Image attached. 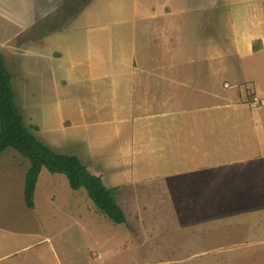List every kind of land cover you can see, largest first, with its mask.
Instances as JSON below:
<instances>
[{
  "label": "rangeland",
  "instance_id": "374dc122",
  "mask_svg": "<svg viewBox=\"0 0 264 264\" xmlns=\"http://www.w3.org/2000/svg\"><path fill=\"white\" fill-rule=\"evenodd\" d=\"M82 14L84 24L77 23L82 28H72L74 18ZM243 18L264 20V0H0V51L26 125L33 110L24 107L27 88L38 84L40 72H35L45 69L44 55L58 50L63 51L61 64L67 68L62 74L67 96L58 100V107L72 123L93 117L102 108L75 100L72 80L66 78L73 64L84 71L107 63L124 83L122 64L129 60L133 45L146 52L142 60L137 52L139 66L141 61L146 67H170L153 72V89L133 92L138 105L146 99L145 91L154 92L160 100H178L181 114L185 112L180 121L157 118L162 144L158 145L155 129L152 136L151 112L146 106L135 107V119H129L122 136H130L128 124H133L132 149L125 142L121 155L125 168L109 171L104 166L114 163L111 159L94 160L88 152H77L91 173L116 187L117 203L126 216L123 223L110 219L85 188L74 190L65 174L45 168L35 186V206L28 208L23 171L29 162L12 148L4 150L0 264H264V152L258 153L262 137L254 135L248 120L237 121L234 127L226 122L229 126L224 127L223 119L221 129L210 130L200 113L196 119L202 127L195 132L190 127L194 114L188 112L199 107V100H209L206 90L225 95L223 83L227 87L242 77L248 53L218 58L212 46L223 37L221 44L227 46L231 30L226 25L232 20L237 30L250 29L242 26ZM226 65L234 66L238 74H224L220 68ZM146 75L140 72L136 77ZM242 97L249 101L253 96ZM258 99L255 106L246 102V108L263 106L264 100ZM77 106L88 108L86 114L77 113ZM42 127V138L33 133L57 152L77 156L76 150L87 151L78 129ZM152 144L158 145L155 150ZM205 149L208 156L203 155Z\"/></svg>",
  "mask_w": 264,
  "mask_h": 264
},
{
  "label": "crops",
  "instance_id": "0c3cea01",
  "mask_svg": "<svg viewBox=\"0 0 264 264\" xmlns=\"http://www.w3.org/2000/svg\"><path fill=\"white\" fill-rule=\"evenodd\" d=\"M83 14L74 18L73 22L71 23L72 28H82V26L77 25V23L83 22L84 24L85 16ZM244 19L245 18L241 20L242 26L250 25V29H246L245 27L244 31L241 32L239 28L237 30L236 24L232 20L231 23L226 25L227 29L231 30L230 34L228 35L229 43H227V46L225 47L224 44H221V40L225 39L223 36H221L223 37V39L220 40L218 45L215 46L213 44L212 46L214 50L213 55H219L218 58L234 54L235 52L240 55L239 57H243L242 53H244L245 51L248 53L247 56H249L250 59L248 60V64H246V68L242 71V77H239V81H236L231 85L226 82L229 84V86L227 87H225V83H223V87L227 91L225 95H216L214 94V92L206 90L209 91V100H199V107L196 110L193 109L192 111L188 112H192V114H194L191 115V122H193V125L191 124L190 127L193 126L195 128V132L200 130V128L202 127L196 119L198 113L204 114L203 120L208 121V124H210V130H213L214 126L215 131L221 129L223 127V124L225 127L227 125L225 124L226 122H228L229 124L231 122L232 127H234L237 121L241 122L244 120H248L250 130L254 133V135H259L260 137H262L261 141L263 148L259 149V152L257 151L258 153H261L264 152V105L257 107V109L255 110H250L246 108L245 103L250 102L249 98L251 96H257L261 100H264V20H262L261 18H257V20L255 19L252 22H246L244 21ZM163 22L164 21L157 23V31L161 30L159 25H163ZM84 27L86 26H83V28ZM238 33L241 35V38H239ZM137 49L138 47H136V45H133L132 52L128 56L129 60L127 61V63L122 64L126 76V80L124 83L121 80V74L116 72L113 73L112 67L107 63L103 62V64L99 66L97 63L96 66L93 65L95 67L88 66V70L84 69V71H77L75 64H73L74 68L72 71L69 70L70 73H67L68 77L66 78L68 81L72 80L75 100H89L92 105L102 107L100 109V112L93 117H89L86 119L84 118V120H76L75 123H72V120L70 118L63 117L60 114L61 112L58 107V100H63L64 98L66 99L67 96V93L64 91V87L62 85L66 82V79L62 77V74H64V70L67 69L61 64L62 56L64 53L63 51L58 50L56 52H53L52 55L45 54V69L40 68L35 72L36 74L40 72L38 84L31 83V85L27 88V95L25 94L27 104L24 105V107L26 108L27 105L30 109H32L33 107L32 115L28 116L29 125L31 124L37 126L38 129L35 131L38 132L41 138L43 131L42 126H44L46 130H59L68 127L72 129H78L80 131L79 134H81L78 136L84 138V140L87 141L88 145L86 147L87 151L78 149L76 150V153L88 152L90 157L94 160L97 157L102 158L103 156L109 158L114 163H111L110 161L109 164H106L104 167H106V169L109 171L110 169L108 168L110 167L112 171V168H116L117 166L125 168L124 166H126V159L124 157L121 158V155H123L126 150V147L124 146L125 142L128 147L127 149H132L131 143L135 133L133 124H128V127L131 126V129H128L130 130V136L128 134L126 139L122 137L123 131L126 129L127 123H129V119L132 122L134 121L135 117L133 115L135 107L138 110L139 106L141 108L143 107L144 109L146 106L148 112H151V129H153L152 136L155 134V129L157 132L158 145H162L160 143L158 135L160 126L158 124L157 118L161 117L163 118V120H165V118L171 117L174 120L180 121L182 120L181 117H185V112L181 114V110L177 107L179 104L178 100H168V97H166V100H160L154 92H151L150 94L145 91L144 94H146V99L142 100L141 105H138V101L133 97V92L135 90L140 91L145 88L153 89V72L156 73V71L161 68L169 71L170 67H157L154 65L151 67H146L143 65V63H141V61L139 66V61L137 60V52L141 60L142 58H144V55H146V52L140 49L139 51H137ZM48 62L49 64H47ZM220 69L224 74H229L230 77L238 74L234 66L231 67L229 65H226L224 68ZM140 72L147 73L149 77L146 75L145 78L138 79L136 76H138V73ZM227 89L231 90L228 91ZM243 94H245L246 98L249 99V101L243 99ZM114 101L116 102L114 103ZM63 106H65V102L63 103ZM163 106H167V110L163 111L161 109ZM173 106H176V108ZM85 108L86 107L84 106L79 109L77 106L75 110L77 111V113L82 112L86 114V109L88 108ZM70 111H73V109H71ZM143 112L144 110L140 111V113ZM223 119L225 122H223ZM200 120L202 119L200 118L199 121ZM45 144L49 145L51 148H53V150H55L53 145L49 143ZM154 146L152 144L151 148H153V150H155ZM171 147L175 148V146ZM238 148L244 149L243 147ZM256 148L257 146L254 148V153H256ZM203 155L208 156L207 149L203 151ZM77 156L81 161L79 154ZM207 164L209 165V163ZM27 168L28 166L25 168V171H23L24 174ZM43 168H41L39 175L42 173ZM86 168L90 171L89 167L86 166ZM91 170L93 171L94 169ZM114 171L116 170H113V172ZM118 171H122V169Z\"/></svg>",
  "mask_w": 264,
  "mask_h": 264
},
{
  "label": "trees",
  "instance_id": "16d2710c",
  "mask_svg": "<svg viewBox=\"0 0 264 264\" xmlns=\"http://www.w3.org/2000/svg\"><path fill=\"white\" fill-rule=\"evenodd\" d=\"M37 129L36 125H26L23 120L15 103L11 74L0 51V154L12 148L29 162L23 185L25 205L34 207V190L44 167L51 173L65 174L72 189L85 188L94 204L114 222H125V214L116 200V187L105 185L102 178L91 173L76 155L57 152L40 141L32 131Z\"/></svg>",
  "mask_w": 264,
  "mask_h": 264
},
{
  "label": "built area",
  "instance_id": "2783aa9c",
  "mask_svg": "<svg viewBox=\"0 0 264 264\" xmlns=\"http://www.w3.org/2000/svg\"><path fill=\"white\" fill-rule=\"evenodd\" d=\"M258 102H259V99L256 97V96H253L252 97V100H250V104L252 105V106H255V105H257L258 104ZM250 105V106H251Z\"/></svg>",
  "mask_w": 264,
  "mask_h": 264
}]
</instances>
